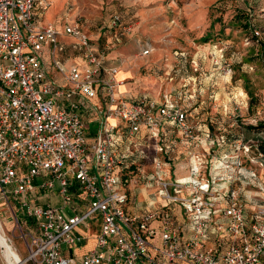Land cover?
<instances>
[{
    "label": "built area",
    "instance_id": "built-area-1",
    "mask_svg": "<svg viewBox=\"0 0 264 264\" xmlns=\"http://www.w3.org/2000/svg\"><path fill=\"white\" fill-rule=\"evenodd\" d=\"M34 18V0H0V203L16 211L26 252L24 258L16 252L4 257V263L262 264L264 205L246 213L236 188L243 159L255 160L250 148L240 142L232 146L234 161L215 158L228 169L217 183L208 175L215 135L200 132L166 93L127 103L118 93L124 85L118 70L104 65L78 24L62 32L76 40L86 68L79 72L52 58L61 81H48L40 47L49 46L54 57L60 31L52 24L36 25ZM121 24L120 16L112 15L108 28L129 34ZM254 35L261 36L257 30ZM147 55L148 49L142 51ZM82 102L84 112L100 120L90 140ZM117 122L126 130L123 144L115 134ZM166 126L186 151V175H171L161 158L170 152L159 146ZM142 130L156 142L149 150L154 157L140 152L135 161L130 146ZM148 158L152 174L145 182L155 194L147 211L131 214L121 171L138 170L126 180L137 185L143 181L140 162ZM38 193L59 198L60 206L39 205ZM157 232L161 247L150 241ZM90 236L93 247L79 260L66 255Z\"/></svg>",
    "mask_w": 264,
    "mask_h": 264
},
{
    "label": "rangeland",
    "instance_id": "rangeland-1",
    "mask_svg": "<svg viewBox=\"0 0 264 264\" xmlns=\"http://www.w3.org/2000/svg\"><path fill=\"white\" fill-rule=\"evenodd\" d=\"M68 1L74 6L67 11L71 12L67 15L70 26L78 24L75 15L81 14V20L86 21L79 26L95 43L121 39L112 57L125 62L136 94L145 93L155 99L166 93L195 123L212 117L220 156L234 161L237 154L232 146L243 143L242 127L264 124V0ZM110 14L120 16L121 26L129 27L133 34L129 37L122 35L120 28H102ZM51 21L63 22L62 18L52 17ZM248 22L255 25L259 38L251 34ZM145 48L149 55L142 56ZM55 58L60 62L58 55ZM249 155L255 160L250 163L243 159V169L248 173L251 167H262L254 149ZM148 157L152 159L153 152L149 151ZM186 157L185 149L177 142L169 158L177 177L185 170ZM149 158L140 164L144 175L152 170ZM122 187L133 197L136 192L141 195L138 201L144 198L146 188L154 194L156 190L143 181L132 186L123 183ZM217 189L223 190L221 186ZM0 225L10 246L24 258L23 228L16 222L12 205L0 203ZM160 238L157 232L150 241L161 247ZM0 264H5L1 250Z\"/></svg>",
    "mask_w": 264,
    "mask_h": 264
},
{
    "label": "crops",
    "instance_id": "crops-1",
    "mask_svg": "<svg viewBox=\"0 0 264 264\" xmlns=\"http://www.w3.org/2000/svg\"><path fill=\"white\" fill-rule=\"evenodd\" d=\"M73 7H74L73 5L69 4L68 0H34V15H35L34 23L39 26L45 25V24H52L54 27H56L60 31V35L57 38L58 45L55 50L54 57H52L51 48L49 46L42 45L40 47L41 63L43 65L46 79L48 81L58 82L57 74H56L57 72L56 70H54L53 65H52V58L56 60L55 56L57 55L59 56V61L61 63L66 64V66L64 65L65 67L76 66L79 72H81V70L86 68V62L83 58L82 50L79 47L78 43L76 42L75 39L64 35L62 32L65 26H70L68 24V16L70 15L71 12H67V11L68 10L71 11ZM80 15L78 14L75 15V17L77 18L76 22L78 23V25L86 21L84 19L81 20L82 18ZM111 16L112 15L110 14L109 16H107L106 20L103 21L102 28H106L109 31H117V29L112 30L108 28V22L110 21ZM51 17H52V20L53 18L54 19L62 18L63 22L61 24L54 23V21H51ZM81 30L83 34L90 40L93 51L99 55L100 54L103 55L104 65L106 67H114L118 70L117 78L124 81V85L121 86L118 90L119 96L121 98H123L127 103H132L133 101L141 97L152 98V97H149L145 93L136 94L135 89L129 83L130 82L129 80H132L131 79L132 73H129L125 69V66H126L125 62L118 61L117 60L118 58L112 57L113 55H115L113 48H115V45H119L118 43H120L121 39L114 38V40H112V39L107 38L105 41V44L95 43L93 39L88 37L87 33L84 31V28ZM132 31L133 30H131V32L127 36L130 37V35L133 34ZM145 49H142V51H144ZM60 81L61 80L59 78V82ZM73 101H77V97H74ZM85 105L87 104L85 102H82L83 109L81 112V120L85 126V135L90 140V139H93L97 135L99 128H100V120L96 115L92 113L84 112V109L86 107ZM188 120L192 124L196 125L200 132H212L213 133L214 131L213 125L215 124V122H213L212 117L209 118L207 116L204 118L205 122L199 121V123H195L191 121L189 116H188ZM117 125L118 127L115 131V134L117 138L120 140L119 141L120 144H123L125 143L124 139L127 137L126 130H125L123 123L117 122ZM162 130H163L162 131L163 133H162L161 141L159 142V146L162 145L165 150L167 148L168 151H171L173 150L171 148H174V146L177 145V140L175 139L177 136L168 126L163 127ZM216 142L217 144H216V147L212 150V157H211L212 158L211 160H214V162H211L210 164L208 175L209 177L213 178V180H217V183L222 184L224 177L228 173V169H226L225 166H223L218 161H215L216 159L223 158L226 156V155L220 156L218 152V149L220 146L218 139H216ZM155 145H156V142L151 141L148 138L147 133L142 130L141 132H139V134L136 135L134 139V146L133 147L130 146L132 150V154H133L132 156H134L133 159L135 161H139L140 155L138 153L140 152L147 153L149 152V150L155 149ZM156 157H159V156L157 155L155 156V158ZM161 158L166 159L168 161V164L171 170L169 172L172 175L173 167L171 166V163L169 160L170 152L167 155V158L165 156H161ZM183 168L185 169V171H183L181 173L182 175L180 176L186 175V170L188 169V164L186 160H185ZM243 168H244V163L241 167L240 176H239L241 180L237 182L236 188L240 192V198L244 205L245 212L249 213L252 206L264 205V167L259 166L254 169L251 167V169L249 170V173L244 171ZM151 174H152L151 171L149 172V174H145V175L143 174L142 180L144 184H147L145 180ZM136 193L134 197L133 195H130V193H127L128 195L127 210L131 214L139 215L148 210L149 208L148 203H150L149 201L151 200L150 198H152L153 194L151 193V191L148 190V188H146V192L144 193L145 194L144 198H141L142 200L138 201L137 199L140 198L141 195L140 196L138 194L136 195ZM38 195L39 196H38L37 202L39 205L44 206V205L50 204L51 206H54V207L60 206L59 198L53 197L52 195L48 193L47 194L38 193ZM78 195L83 200L84 197L79 193ZM80 198L79 200H81ZM132 198H134L133 202H132ZM218 202L220 203V206H223L225 204L224 199H220ZM92 247H93V237L90 236L82 244H80L77 247L66 250L65 253L67 256L73 257L79 260V258H81V256L86 254ZM261 263L264 264V255L261 258Z\"/></svg>",
    "mask_w": 264,
    "mask_h": 264
},
{
    "label": "trees",
    "instance_id": "trees-1",
    "mask_svg": "<svg viewBox=\"0 0 264 264\" xmlns=\"http://www.w3.org/2000/svg\"><path fill=\"white\" fill-rule=\"evenodd\" d=\"M246 25H248V29H251V34H254L255 25H252L250 22H248V24ZM206 40L207 38H205L203 41L205 42ZM242 132L244 135L242 140L243 144L248 146L250 149L255 150V154L258 156L256 158L257 161L262 165V167H264V124H259L256 127H242ZM142 162L143 161H141L140 164ZM137 173L138 170H135V168L130 169L129 172L127 170H122L121 171L122 185L123 183L127 184L126 180H128L130 176L136 175ZM239 180L241 179L239 178Z\"/></svg>",
    "mask_w": 264,
    "mask_h": 264
},
{
    "label": "bare ground",
    "instance_id": "bare-ground-1",
    "mask_svg": "<svg viewBox=\"0 0 264 264\" xmlns=\"http://www.w3.org/2000/svg\"><path fill=\"white\" fill-rule=\"evenodd\" d=\"M113 123V121H112ZM11 244V243H10ZM8 243V239L4 235V232L2 230V227L0 225V250L3 257H6L7 260H9L12 257L17 256L15 253L16 251L13 250V248Z\"/></svg>",
    "mask_w": 264,
    "mask_h": 264
}]
</instances>
